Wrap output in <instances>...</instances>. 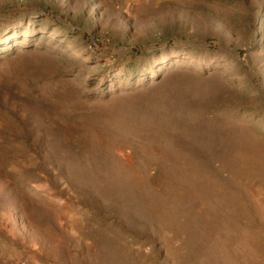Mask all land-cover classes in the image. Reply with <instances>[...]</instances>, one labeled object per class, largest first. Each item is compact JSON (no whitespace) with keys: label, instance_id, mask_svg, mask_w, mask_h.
<instances>
[{"label":"rangeland","instance_id":"rangeland-1","mask_svg":"<svg viewBox=\"0 0 264 264\" xmlns=\"http://www.w3.org/2000/svg\"><path fill=\"white\" fill-rule=\"evenodd\" d=\"M191 86L221 134L261 144L253 160L231 169L182 130L163 166L108 168L152 156L141 105L174 113ZM198 182L242 207L208 196L203 244L149 210L182 204L205 230ZM0 264H264V0H0Z\"/></svg>","mask_w":264,"mask_h":264},{"label":"bare ground","instance_id":"bare-ground-1","mask_svg":"<svg viewBox=\"0 0 264 264\" xmlns=\"http://www.w3.org/2000/svg\"><path fill=\"white\" fill-rule=\"evenodd\" d=\"M178 78H181L178 76ZM179 83V80L174 82L171 80H165L162 85H157L153 89L160 90L161 91H167L172 86V89L174 90L179 89L181 84H175ZM189 93H191L193 96H190L189 98L186 97L183 105L178 106L177 109L174 111V113H168L169 109H159L160 108V100L159 97L153 98L150 101H148L146 104L141 105L140 110V116L144 118V120H140L142 131H145V134H149L147 136V139L149 141L156 140V145L151 146L152 148V156H148V153L143 154L145 158H143V162L141 163L139 160L135 159L133 156L132 158H123L121 157L117 161L109 162L108 168L113 170H124V169H138L140 168V171H142L143 167H148V165H154V166H163V162L159 160L158 158H155V156H161L160 155V149L162 146H166L168 148H175L174 144H172L173 140L171 132L177 131H202V135L200 138L202 140H205V142H208L209 146L213 148V150H220L223 153V157H219L217 160L219 162H226V165L233 169L235 168L236 161L239 159L241 162H249L253 160L255 157V153L259 151V147L261 144L255 142L254 140L250 139L247 135L241 134V142H239V145H235V133H236V127L231 124L230 122H227L225 125V131L224 134H221L220 128L218 127L217 123L213 121L216 117H208L207 111L210 109L213 101V95L210 94L209 97L205 96V92L201 89V87L197 86H191L189 87ZM182 95L173 96L176 102H179L178 100L181 98ZM195 122H198V125H195ZM216 125H215V124ZM142 125H147L148 128H144ZM145 134L141 133L140 135V141L146 140ZM144 135V136H143ZM143 145L145 147H150V145L147 142H144ZM258 150V151H257ZM131 154L133 152L131 151ZM147 155V157H146ZM169 157V161L174 159L176 163L185 161L186 155H183L179 152H176L174 155H172V158L170 154L164 155ZM159 161V162H158ZM106 167L105 165L101 168ZM196 186L199 189V197L202 200L201 205V214H202V220L205 226L204 228L198 227V225H195L192 223V219L194 218V211L193 210H185L182 207V204H175V205H169V204H153L149 208L151 213H157L161 218H165L167 221L168 219H173L174 215L176 213L181 214L186 218L185 222L181 224L182 229L187 230L191 233L192 238L194 242L203 244L202 241L206 239L210 234L211 231L213 232L215 229H217V222L219 218V215L217 212L212 211L211 208H209L208 196L209 197H216L221 203L225 205L226 208L232 210L234 209V212L242 211V207L239 204V201H237L236 195L230 192H225L218 190L220 189V185H209L205 183V185L201 182H198ZM163 209V210H161ZM162 213H159L161 212Z\"/></svg>","mask_w":264,"mask_h":264}]
</instances>
